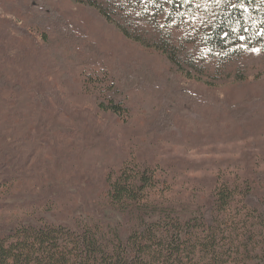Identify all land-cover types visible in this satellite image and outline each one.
<instances>
[{
    "label": "rangeland",
    "instance_id": "374dc122",
    "mask_svg": "<svg viewBox=\"0 0 264 264\" xmlns=\"http://www.w3.org/2000/svg\"><path fill=\"white\" fill-rule=\"evenodd\" d=\"M145 5L0 0L5 39L31 43L14 62L0 52V234L29 220L125 229L109 180L137 165L155 170L154 188L184 215L209 201L218 177L241 186L264 174V50L211 53L197 3L167 51L165 19ZM110 99L117 115L103 108Z\"/></svg>",
    "mask_w": 264,
    "mask_h": 264
},
{
    "label": "trees",
    "instance_id": "16d2710c",
    "mask_svg": "<svg viewBox=\"0 0 264 264\" xmlns=\"http://www.w3.org/2000/svg\"><path fill=\"white\" fill-rule=\"evenodd\" d=\"M130 2L147 4L142 9L149 17L155 11L154 20L164 17L167 51L172 52L174 26L189 21L197 3L204 4L208 19L200 40L211 53L231 56L237 48L264 50V0ZM7 36L0 32V52L4 60L14 62V51L31 43ZM43 93L45 97L49 92ZM115 101H106L103 108L121 112L123 106ZM134 170L123 169L116 181L109 180L108 200L113 213L123 217L125 229L119 220L116 226L80 220L73 226L49 220L19 222L0 234V264H199L198 256L203 264H264V174L249 177L241 186L229 178L219 182L218 177L209 201L184 215L187 209L176 198L154 188L155 170L147 165ZM239 196L244 206L233 214Z\"/></svg>",
    "mask_w": 264,
    "mask_h": 264
}]
</instances>
